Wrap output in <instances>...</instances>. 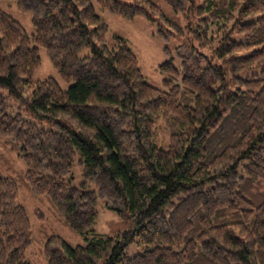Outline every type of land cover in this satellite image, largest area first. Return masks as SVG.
<instances>
[{
  "label": "trees",
  "instance_id": "16d2710c",
  "mask_svg": "<svg viewBox=\"0 0 264 264\" xmlns=\"http://www.w3.org/2000/svg\"><path fill=\"white\" fill-rule=\"evenodd\" d=\"M0 1L34 27L0 8V138L26 165L21 182L84 240L48 235V264H264V0H96L182 39L181 65H160L164 89L124 37L107 42L91 0ZM40 47L68 89L33 80ZM19 188L0 175V264H34ZM99 200L127 231H95Z\"/></svg>",
  "mask_w": 264,
  "mask_h": 264
},
{
  "label": "rangeland",
  "instance_id": "374dc122",
  "mask_svg": "<svg viewBox=\"0 0 264 264\" xmlns=\"http://www.w3.org/2000/svg\"><path fill=\"white\" fill-rule=\"evenodd\" d=\"M91 1L96 12L109 25L107 42L114 44L115 35L124 37L137 56L140 69L146 81L155 87L164 89L163 79L165 75L160 70V65L172 57L177 66L181 65V59L175 54V48L180 44L182 39L173 38L172 40H166L157 33L156 25L147 20L146 17L138 15L133 19H126L102 9L96 0ZM0 8L18 20L29 34L34 33L31 14L19 11L14 1H0ZM167 47L171 50V54L166 51ZM39 55L41 57V64L34 71L33 80L39 81L48 77H54L63 89H68L72 83L66 82L60 77L46 49L40 47ZM8 101L11 108L14 109V113L21 110L18 101L14 99H9ZM162 127L159 129L158 140L166 144L169 140V134L164 122L162 123ZM25 171L26 165L18 156L16 149L12 148L6 139L0 138V175L12 176L18 179L20 185L18 203L27 208L32 223L33 241L27 250V258L34 264H48L42 250L44 248L43 243L48 235H61L73 245L82 244L84 240L63 222L46 197L33 195L29 188L21 182ZM80 174V169L77 167L75 169L77 180L80 179ZM36 211H39L44 217L40 218L36 214ZM97 211L98 218L94 228L98 234L110 236L129 229V221L122 220L115 211L107 208L103 201L99 200L97 202ZM129 250L131 254H135L139 251V248L132 245Z\"/></svg>",
  "mask_w": 264,
  "mask_h": 264
}]
</instances>
